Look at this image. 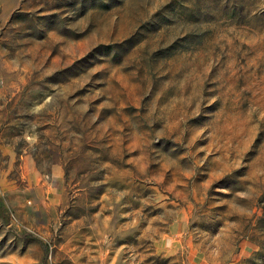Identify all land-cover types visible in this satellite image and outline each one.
Returning a JSON list of instances; mask_svg holds the SVG:
<instances>
[{"label": "rangeland", "instance_id": "rangeland-1", "mask_svg": "<svg viewBox=\"0 0 264 264\" xmlns=\"http://www.w3.org/2000/svg\"><path fill=\"white\" fill-rule=\"evenodd\" d=\"M0 264H264V0H0Z\"/></svg>", "mask_w": 264, "mask_h": 264}]
</instances>
